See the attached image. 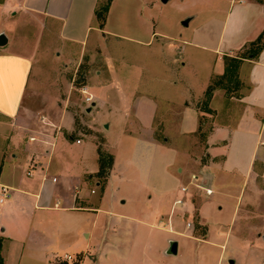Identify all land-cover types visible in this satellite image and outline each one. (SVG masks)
Wrapping results in <instances>:
<instances>
[{
  "label": "crops",
  "instance_id": "1",
  "mask_svg": "<svg viewBox=\"0 0 264 264\" xmlns=\"http://www.w3.org/2000/svg\"><path fill=\"white\" fill-rule=\"evenodd\" d=\"M263 1L249 0L241 9V19H245L247 26L246 39L239 45L228 44L227 51H218L219 65L215 59L208 83L200 93H196L189 82H185L184 86L183 80L174 73L185 65L183 57L179 56L180 66H177L179 60L177 65L171 64L166 53L177 46L160 40L162 37L155 29L150 30L147 41L140 43L149 47L156 40L155 49L158 52L154 62L159 72L164 70L162 74L157 75L156 68L150 74L152 72L143 58L138 62L127 60L134 67L123 73L120 71L123 57L119 56L107 58L108 69L85 74L86 84L83 86L92 96V102L85 103L82 111L85 115L94 116L96 122L107 128L106 137L114 155L107 181L100 187V182H93V174L98 170L97 144L92 140L77 142V138L69 132L74 120L67 106L72 91L71 80L64 75L61 66L67 69L72 61L78 65L88 51L97 47L104 35L102 32L106 30L113 2L104 27L99 28L94 11L100 0H0V35L6 38L5 43L0 45V184L9 188V195L0 202L1 264H6V256L13 260L15 245L21 243L24 246L27 241V247L31 248L35 239L44 240L39 247L32 246V249L41 250V255H44L41 258L46 259L47 264L53 263L58 255L88 256V253L93 254L94 261L84 256L80 264H150L159 260L161 254H184L188 240H206L209 214L224 211L219 204L222 194L216 186L218 171L221 168L228 171L233 166L228 157L231 146L245 144L248 160L255 159L259 151L257 142L264 130V123L259 117L264 112V47L257 58L244 59L240 64L238 79L246 85L237 98L228 97V93L222 94L220 90L223 88L218 87L212 91L208 106L210 112L201 111L188 103L199 99L212 79L224 72V56L238 53L231 48L243 47L264 29ZM244 2L228 0V8ZM72 15L75 19L84 16V21L73 20L70 25L68 19ZM193 16L188 18V24ZM12 23L15 24L10 25ZM82 30L85 37L88 31L95 32L89 47L87 41L84 44L85 37L80 38L78 34ZM65 33L68 35L65 36ZM64 37L67 43H59ZM194 44L217 51V47ZM72 48L75 50L72 51ZM57 61L61 62L56 63V72L43 76L44 81L41 82L39 64ZM34 65L36 71H33ZM150 83H154L151 88ZM167 84L180 85V95L169 96ZM256 88L259 91L254 95ZM226 103L232 108L229 122L214 125L213 133L200 143L196 137L200 115L210 116L215 111L219 115ZM101 112L108 114L101 117ZM114 122L125 126L123 136L133 138L131 140H135L140 148L150 151L147 160L158 168L160 174L175 180L176 186L155 195L143 186L136 188L134 193L127 189L119 191L117 153L121 139L114 141L107 136ZM129 128L136 130L130 131ZM157 132L163 135L162 142L155 138ZM224 135L230 137L229 147L222 144L223 138L218 139L220 146H213L214 139ZM201 146L203 148L199 152L194 151L195 147ZM204 151L211 159L225 155L224 166L209 168L205 163H199ZM196 166L199 168L194 171ZM191 174H198L205 181L208 178L211 187L215 185L214 193H217L211 202L209 199L213 195L203 196L196 205L190 192L186 193L188 190L181 192L184 175ZM98 189L99 193L96 192ZM176 200H181V203H176ZM103 201L107 207H102ZM207 201L210 203L201 208ZM183 205L191 214L197 210L205 217L208 228L203 237L183 230L179 214L183 209L176 212ZM50 211H61L69 216V213H74L73 217L84 214L90 217L88 220L92 225L88 227L84 222L81 228L88 239L83 250L75 254L53 252L49 257L43 253L51 245L49 241L55 226L49 223ZM228 215L223 227L224 240L231 235L237 240H244L253 247L258 264H264V232H257L249 238L244 231L237 232L236 217L231 212ZM159 222L162 227H158ZM58 228H61V233L58 229L61 236L71 231H63L61 225ZM150 229L159 232L153 233ZM172 240L177 242L175 255L166 253ZM20 260L21 257H16L14 264H20ZM227 261V264H235L234 259Z\"/></svg>",
  "mask_w": 264,
  "mask_h": 264
},
{
  "label": "rangeland",
  "instance_id": "2",
  "mask_svg": "<svg viewBox=\"0 0 264 264\" xmlns=\"http://www.w3.org/2000/svg\"><path fill=\"white\" fill-rule=\"evenodd\" d=\"M107 2H109L108 11L112 2L113 4L107 17L106 30L102 32L104 35L101 41L97 43V47L88 51L78 65H75L74 61H72L67 69L61 66V69L65 73L64 75L71 80L72 91L70 96H68L67 106L70 108L74 120L69 132L73 137L77 138L76 141L92 140L97 144L98 170L93 174V182H100V187H103L107 181L114 155L106 137L107 128L104 129L100 123L96 122L94 116L85 115L82 111V107L85 105L84 96L78 88L86 84L85 74L88 71L94 74V71L97 69L100 71L108 69L107 58L111 56L123 57L120 60L122 66L120 71H124L123 73H127L128 69H132V66L134 67L133 64L132 66L128 64L127 60L131 61L132 59L138 62L143 58L147 67L150 68V72H152L150 74L154 73V68H156L157 75L159 73L162 74L164 70L159 72V68L155 66L154 62V58L158 52L155 49L156 40L150 43L149 47L140 43V41H147L150 30L155 29L159 33V36L162 37L160 40L175 43L177 46L176 49L172 48L166 53L170 63L177 65L179 56L183 57L182 61L185 62V65L183 67L180 66L179 60V65L177 66L181 68L174 73L183 80L184 86L185 82H189L193 86V90L196 93H200L208 83V77L215 59L217 65H219L218 51H227L228 48L226 46L230 43L237 45L244 43L247 26L244 23L245 19H241V9L247 5L249 0H245L244 3H235L231 8H228V0L227 2L225 0H167L166 2H162L161 0H100L96 7L100 8ZM192 14L194 18L191 22L186 26L183 25L182 21L189 18ZM77 17L75 19L74 15L70 16L68 24L71 25V22L77 19L84 21V16ZM15 23L18 24V21ZM78 34L80 38L85 37L83 30ZM94 34L93 30L87 32L84 41V44L86 41L88 42L87 47L91 46L90 41L94 38ZM66 35L68 34L65 33ZM117 36H120V38ZM59 43H67L65 37ZM194 43L207 47L211 46L212 48L217 47V51L196 46ZM241 47H236V49L231 48V51L237 53ZM74 50L72 48V51ZM60 62L39 64L40 69L38 71H40V76L42 77L41 82L44 81L43 76H50V74L56 72V66ZM35 67L36 65H34L33 71L36 69ZM215 67L219 69V66ZM75 68L76 70L74 71ZM135 72L134 70L133 73ZM225 83L231 89V95L228 94V97L235 98L238 97L242 87L246 85L240 79L238 82L231 80ZM152 85L154 83L149 84L150 88ZM177 85L170 86L167 84L166 91L169 96L178 97L180 95L178 90L181 86ZM258 91L259 88H256L254 95H257ZM220 92L225 94L226 90L222 89ZM219 98L222 97L219 95ZM204 100L203 94L197 100H190L188 104L203 111ZM209 103H207V107ZM214 104H216V101H214ZM230 108L231 106L226 103L219 115L216 111L210 116L200 115V125L196 132V137L200 143H204L206 137L210 133H213L214 125L229 122L228 118L232 110ZM105 114L108 113L101 112L100 115L102 117ZM262 114L259 117L262 119V123H264V112ZM124 130L125 126H122L121 122H119L109 130V134L107 135L108 138L110 137L114 141L121 139L117 153L119 191L125 192L127 189L129 192L134 193L137 190L136 188L143 186V189L147 188L150 194L155 195L176 186L175 180L169 179L164 174H160L158 168L153 167L150 161L147 160V155L150 154L149 150L146 151L144 147L140 148L135 140H131L133 138L122 135ZM129 130L136 129L129 128ZM162 137L163 135L159 134V132L155 135V138L160 142H162ZM216 138L214 139L213 146H220L221 144L218 139L223 138L222 144L227 148L229 147L230 137L224 135V137ZM257 144L259 151L253 160L246 159L247 146L245 144H239L236 147L231 146L232 149L229 151L228 157L233 166L228 171H223L221 168L224 166L225 155L211 159L210 156L205 154V151L201 154L199 163H205L209 168L215 166L221 168V171H218L219 178L216 187L219 188L220 195L222 194L219 204L224 211L209 214V233L206 240H188L189 245L186 247L184 254L177 256L161 254L159 260H155L150 264H227V259H234L235 264H258V257L254 256L253 247L247 245L244 240L235 239L233 235L224 240L225 230L223 229L229 216L228 212H231L236 217L237 232L244 231V235L249 238L254 237L257 232H264V130ZM208 146L209 144H207ZM200 148L202 149L203 147H195L194 151L199 152ZM100 161L103 163V170L101 171L99 166ZM199 163L198 166L200 165ZM198 166L194 168V171L199 168ZM174 173H176L175 169ZM184 176L182 183L188 187L186 193L190 192V197L195 200L196 205H198V200L203 196L213 195L209 199L210 202L212 198L216 197L215 194L217 192L214 193L215 185L211 187L212 194L206 195L202 190L189 185L190 175ZM199 178L200 180L202 179L201 176ZM96 192L99 193V189ZM227 193L230 194L227 195ZM95 196L97 197V195ZM209 201L205 202L201 208L207 206L210 203ZM103 203L102 207H107V203L105 201ZM185 207L186 205H183L176 211L179 212L183 209L179 213L183 223V230L197 237H203L208 228L206 219H204L205 217L203 218L199 215L197 210L192 211L191 214ZM69 214L71 216L61 211H50L48 213L49 223H53L57 227L54 226L53 234L50 237L49 243L51 245L43 251V253L48 255L47 257L53 252L78 253L84 249L85 243H88V239L81 232V228L84 222L88 227L92 225L88 220L90 217L86 214L74 217L72 215L74 213ZM187 223H189L188 227ZM59 225L62 226V230L65 232L70 229V233H63L62 236L61 234L59 235L58 229L59 231L61 230V228H58ZM158 225V227H162L163 224L159 222ZM150 231L153 233L159 232L154 229H150ZM43 241L35 239L31 243V248H28L27 241L24 246L21 243L15 245L14 254H12L13 260H10L6 256V264H14L16 257L19 259L21 257L20 264H47L45 262L46 259L42 260L41 258L44 257V255H41L42 251H33L32 249V246L39 247ZM223 243L224 246L222 247ZM84 256L87 255H71V259L68 260L64 255H58L54 257V263L80 264ZM87 258L94 261V256L91 253H88Z\"/></svg>",
  "mask_w": 264,
  "mask_h": 264
},
{
  "label": "trees",
  "instance_id": "3",
  "mask_svg": "<svg viewBox=\"0 0 264 264\" xmlns=\"http://www.w3.org/2000/svg\"><path fill=\"white\" fill-rule=\"evenodd\" d=\"M264 6V1H263ZM109 2H107L105 5H102L100 8L95 9L94 14L96 21L98 23V27L102 28L104 26L105 20H106V14L108 11ZM264 47V29L258 34V36L246 43L242 49L235 55V56H224V72L221 75L215 76L211 84L208 86L204 93V108L203 111L210 112L211 110L207 107V103L210 101V98L212 96V91L215 88H223L226 90V93L231 95L230 87L225 83L226 81L234 80L238 82V69L240 67V64L244 59H255L258 57L259 53ZM100 171L103 170V163H99ZM2 263V258L0 255V264ZM51 264H55L54 262ZM63 264H66L65 262Z\"/></svg>",
  "mask_w": 264,
  "mask_h": 264
},
{
  "label": "built area",
  "instance_id": "4",
  "mask_svg": "<svg viewBox=\"0 0 264 264\" xmlns=\"http://www.w3.org/2000/svg\"><path fill=\"white\" fill-rule=\"evenodd\" d=\"M80 93L84 96V102L86 104H90L92 102V96L86 91L85 86L80 87ZM78 142V141H77ZM200 176L198 174H191L190 176V182L189 184L193 185L197 189L202 190L206 195L212 194V188L210 185L205 186L204 183L206 182L204 178L200 180ZM181 192H186L188 190V187L186 185L181 186L180 188ZM0 202H2L8 195H9V188L5 185L0 184ZM176 203H181V200H176ZM189 226V223H187V227ZM66 259H71V255H64Z\"/></svg>",
  "mask_w": 264,
  "mask_h": 264
},
{
  "label": "water",
  "instance_id": "5",
  "mask_svg": "<svg viewBox=\"0 0 264 264\" xmlns=\"http://www.w3.org/2000/svg\"><path fill=\"white\" fill-rule=\"evenodd\" d=\"M161 1L166 2L167 0H161ZM182 24L186 26L188 24V18L186 20L182 21ZM5 41H6L5 36L3 34H1L0 35V45L4 44ZM87 111H89V108ZM104 127H106V125ZM204 185L205 186L209 185L208 178H206V182L204 183ZM263 240H264V235H263ZM166 253L170 254V255H175L177 253V242L175 240H172L169 242V246L166 250ZM230 263H232V262H230Z\"/></svg>",
  "mask_w": 264,
  "mask_h": 264
}]
</instances>
